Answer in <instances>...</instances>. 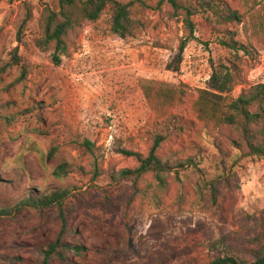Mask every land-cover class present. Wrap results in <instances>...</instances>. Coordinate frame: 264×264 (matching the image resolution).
Returning a JSON list of instances; mask_svg holds the SVG:
<instances>
[{"label":"rangeland","instance_id":"rangeland-1","mask_svg":"<svg viewBox=\"0 0 264 264\" xmlns=\"http://www.w3.org/2000/svg\"><path fill=\"white\" fill-rule=\"evenodd\" d=\"M117 1L131 4L135 35L115 34L108 9L70 33L60 65L37 46L45 9L58 12L60 0L0 2V264H43L40 248L59 239L64 220V242L86 254L51 264H211L227 252L254 261L264 247V158L236 149L237 133L201 121L195 103L212 64L235 56L228 39L256 52L240 53L244 83L231 96L264 84V0H211L242 22L196 17L199 42L178 73L169 67L188 32L171 6ZM145 85L186 95L163 118ZM170 116L176 128L164 125ZM158 135H168L157 150L166 170L138 174V159L122 151L147 158ZM56 194L65 197L49 207L27 204Z\"/></svg>","mask_w":264,"mask_h":264},{"label":"trees","instance_id":"trees-1","mask_svg":"<svg viewBox=\"0 0 264 264\" xmlns=\"http://www.w3.org/2000/svg\"><path fill=\"white\" fill-rule=\"evenodd\" d=\"M16 2L21 0H0V2ZM168 3L173 10V18L183 23L188 37L182 40L179 47L177 66L172 71L179 72L183 54L189 43L198 41L196 37V21L198 16L206 14L228 24L241 23L242 17L238 12L233 11L229 6L222 2L209 0H162ZM60 10L58 12L46 8L42 19V38L37 42L41 50L52 49L53 62L56 65L62 63V58L68 56L69 48L67 38L88 23H98L104 13L110 9L112 11V30L115 34L125 39L135 35V24L132 19L131 4L121 3L117 0H60ZM33 11L31 6L25 9V17L18 31L17 40L22 42L27 25L31 22ZM199 42V41H198ZM222 46L232 50L235 56L218 65L212 64V76L209 82L208 90H201L200 96L195 103V109L198 111L199 119L203 122L214 123L217 126H226L235 131L238 140L234 141L236 149L246 150L248 154L264 158V84L253 86L244 90L238 98L231 95L234 90L244 83L242 68L240 67V53L247 57H253L256 53L251 46L243 45L234 39L222 41ZM16 49L15 52H17ZM14 59L18 61V55L15 53ZM22 76L23 73H22ZM143 91L151 108L160 117H165L166 112L181 103L186 95L185 90L155 88L145 85ZM164 125L176 128L174 117L170 116L164 121ZM168 135H158L155 138L154 145L150 155L144 158L138 153L123 150L126 156H135L140 162L137 169L138 174L150 170H156L162 173L166 170L163 162L157 157V150ZM66 171V170H64ZM63 171V173H64ZM128 174L127 171L122 172ZM122 175L117 176L121 178ZM64 194H56L53 197L44 199H31L27 201L28 206L34 208L49 207L60 200H63ZM67 230V222L63 221V229L59 239L55 243L47 244L40 248L43 255V264H51L54 258H61L63 261L67 254H76L84 256L86 254L83 247L69 245L64 242V234ZM254 261H241L227 252L223 257H216L211 264H264V247L252 253ZM3 257L0 255V259Z\"/></svg>","mask_w":264,"mask_h":264}]
</instances>
